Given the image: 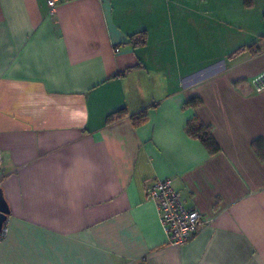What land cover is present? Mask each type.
<instances>
[{
  "label": "crops",
  "instance_id": "1",
  "mask_svg": "<svg viewBox=\"0 0 264 264\" xmlns=\"http://www.w3.org/2000/svg\"><path fill=\"white\" fill-rule=\"evenodd\" d=\"M47 6L0 0V264H264V0ZM167 177L201 215L180 246Z\"/></svg>",
  "mask_w": 264,
  "mask_h": 264
},
{
  "label": "built area",
  "instance_id": "2",
  "mask_svg": "<svg viewBox=\"0 0 264 264\" xmlns=\"http://www.w3.org/2000/svg\"><path fill=\"white\" fill-rule=\"evenodd\" d=\"M64 1L67 0H47L49 15L53 16L58 10V5ZM252 83L257 91H264V73L257 75ZM174 183L173 177L157 180L150 184L147 193L157 205L159 221L167 234L169 244L180 246L196 234L201 224V215L197 210L185 207L181 193ZM5 230L4 228L3 232Z\"/></svg>",
  "mask_w": 264,
  "mask_h": 264
},
{
  "label": "trees",
  "instance_id": "3",
  "mask_svg": "<svg viewBox=\"0 0 264 264\" xmlns=\"http://www.w3.org/2000/svg\"><path fill=\"white\" fill-rule=\"evenodd\" d=\"M256 0H244V5L250 7L254 4ZM263 19H264V12H263ZM264 22V21H263ZM244 47H241L237 50V52L243 50ZM198 100L196 98H192L188 103L196 104ZM126 110H121L119 112H115L114 114H111L109 119H113L115 117V114L117 113L124 115ZM146 119L145 112H140L138 114L132 115V120L134 122V125H138L142 123ZM188 131L189 134H191L194 137H198L201 139V141L204 143V146H206L210 152L215 153L220 148L219 145H217V141L215 140L213 134H211L210 129L203 123L200 122V119L198 117H195L192 121H189L188 125Z\"/></svg>",
  "mask_w": 264,
  "mask_h": 264
},
{
  "label": "water",
  "instance_id": "4",
  "mask_svg": "<svg viewBox=\"0 0 264 264\" xmlns=\"http://www.w3.org/2000/svg\"><path fill=\"white\" fill-rule=\"evenodd\" d=\"M2 190L3 188L0 187V234L3 232L5 228L4 226L6 225L9 216L8 214L11 212L9 204L7 203Z\"/></svg>",
  "mask_w": 264,
  "mask_h": 264
}]
</instances>
